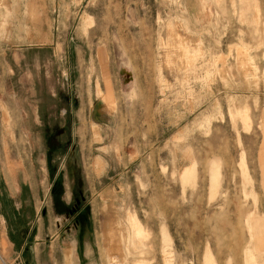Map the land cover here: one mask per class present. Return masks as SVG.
<instances>
[{
  "label": "rangeland",
  "instance_id": "1",
  "mask_svg": "<svg viewBox=\"0 0 264 264\" xmlns=\"http://www.w3.org/2000/svg\"><path fill=\"white\" fill-rule=\"evenodd\" d=\"M0 162L25 264H264V0H0Z\"/></svg>",
  "mask_w": 264,
  "mask_h": 264
},
{
  "label": "crops",
  "instance_id": "2",
  "mask_svg": "<svg viewBox=\"0 0 264 264\" xmlns=\"http://www.w3.org/2000/svg\"><path fill=\"white\" fill-rule=\"evenodd\" d=\"M1 163V162H0ZM25 168V167H24ZM7 186L8 197L13 201L14 204V213L10 214L8 212L0 213V225L2 226V234L0 240V264H25V261L20 260L23 258L26 253L25 250L30 246V242L32 240L38 241L39 247L42 246L40 240H49V243L52 244L55 248L56 243H59V237H56L54 233L56 224H60L63 222V216H68L69 213H65V208H68L65 203L64 197H59L57 199V208H50L49 204L44 205L43 207V217L49 223L50 226V234L42 232V225L39 223L40 218L37 217L39 214V209L35 207L36 210V222L29 221L25 219V212L27 208L25 207L26 201H28V194L23 191L21 187L18 185L19 179H15L9 175H4L2 179ZM26 176L22 183L27 184ZM18 186H16V184ZM34 199V197H31ZM36 200V199H35ZM45 209V210H44ZM46 222V223H47ZM54 229V231H53ZM50 237V238H49ZM48 245L45 243L44 246ZM61 246V245H60ZM38 250V249H37ZM35 264H40L41 253L40 250L35 251ZM72 256V254H70Z\"/></svg>",
  "mask_w": 264,
  "mask_h": 264
},
{
  "label": "bare ground",
  "instance_id": "3",
  "mask_svg": "<svg viewBox=\"0 0 264 264\" xmlns=\"http://www.w3.org/2000/svg\"><path fill=\"white\" fill-rule=\"evenodd\" d=\"M109 91V90H108ZM110 96H111V91H110V94H109Z\"/></svg>",
  "mask_w": 264,
  "mask_h": 264
}]
</instances>
